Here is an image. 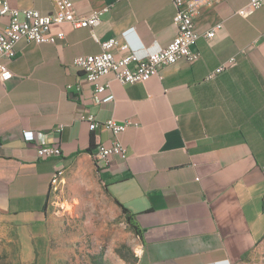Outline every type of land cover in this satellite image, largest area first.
<instances>
[{
    "label": "crops",
    "instance_id": "0c3cea01",
    "mask_svg": "<svg viewBox=\"0 0 264 264\" xmlns=\"http://www.w3.org/2000/svg\"><path fill=\"white\" fill-rule=\"evenodd\" d=\"M78 17L101 11L99 41L115 39L117 57L139 58L174 36L171 0H70ZM250 0H217L194 17L199 35L193 64L164 66L141 84L112 75L101 104L73 65L101 52L87 28L64 26L55 44L21 41L13 59L0 57L12 78L0 82V221L16 227L22 259L34 258L33 233L43 224L51 180L91 161L106 192L147 231L149 264H237L264 237V5L247 17ZM41 14L52 0H9ZM7 19L0 17V28ZM221 25L212 39L205 34ZM128 124L118 140L126 157L97 167V144L111 133L89 130L82 115ZM62 126V130L57 129ZM61 156L39 159L36 135ZM90 150V152H87ZM58 178L57 186L60 182ZM64 178V177H63Z\"/></svg>",
    "mask_w": 264,
    "mask_h": 264
},
{
    "label": "built area",
    "instance_id": "2783aa9c",
    "mask_svg": "<svg viewBox=\"0 0 264 264\" xmlns=\"http://www.w3.org/2000/svg\"><path fill=\"white\" fill-rule=\"evenodd\" d=\"M55 10L50 14H41L33 9H17L10 6L9 0H0V17L7 19L4 27L0 28V57L13 59L16 56V46L21 41L34 44H55L65 37L64 26L73 29L87 28L90 30L92 40L99 43L101 52L96 55L78 56L73 60V65L82 74L84 80L94 86L92 101L101 104L111 100V96L102 97L107 86L99 83V79L112 75L120 84H141L157 76L159 70L178 61L193 64L198 60L199 54L191 50L199 35L195 30L194 17L203 8L213 5L217 0H171L175 8L173 24L177 30L170 44L155 52L139 58L133 53L117 57L114 49L116 40L111 38L99 41L94 28L100 22L101 11L92 12L85 18L78 17L70 0H52ZM264 5V0H250L247 6L237 13L247 17L252 12ZM221 25L214 26L205 34L207 39H212ZM264 35V34H263ZM12 78L11 71L0 62V82L5 83ZM81 120L88 122L89 130L103 128L113 136L109 144L100 143L95 147L92 156L97 160V167L109 165L113 157L125 159L126 148L118 140L128 124H119L113 119L97 122L93 115H82ZM62 130V126L57 132ZM42 133L36 135V155L39 159H53L61 156L58 147L47 146ZM60 177L56 172L51 180V188Z\"/></svg>",
    "mask_w": 264,
    "mask_h": 264
},
{
    "label": "rangeland",
    "instance_id": "374dc122",
    "mask_svg": "<svg viewBox=\"0 0 264 264\" xmlns=\"http://www.w3.org/2000/svg\"><path fill=\"white\" fill-rule=\"evenodd\" d=\"M60 179L33 233L30 262L22 259L16 227L0 221V264H149L147 231L122 213L91 161L72 164ZM237 264H264V237Z\"/></svg>",
    "mask_w": 264,
    "mask_h": 264
},
{
    "label": "trees",
    "instance_id": "16d2710c",
    "mask_svg": "<svg viewBox=\"0 0 264 264\" xmlns=\"http://www.w3.org/2000/svg\"><path fill=\"white\" fill-rule=\"evenodd\" d=\"M87 152H90V150H87ZM117 205L120 207V209H121V211H122V213H123L124 215H129L128 211H127L123 206H121V205L118 204V203H117ZM263 212H264V206H263Z\"/></svg>",
    "mask_w": 264,
    "mask_h": 264
},
{
    "label": "bare ground",
    "instance_id": "6f19581e",
    "mask_svg": "<svg viewBox=\"0 0 264 264\" xmlns=\"http://www.w3.org/2000/svg\"><path fill=\"white\" fill-rule=\"evenodd\" d=\"M92 158H94V161L97 163L96 158L94 156ZM57 182H58V180H57ZM57 182H54V184H57Z\"/></svg>",
    "mask_w": 264,
    "mask_h": 264
}]
</instances>
